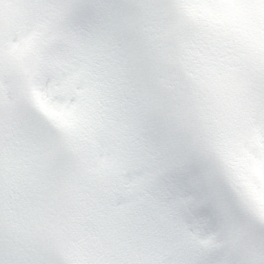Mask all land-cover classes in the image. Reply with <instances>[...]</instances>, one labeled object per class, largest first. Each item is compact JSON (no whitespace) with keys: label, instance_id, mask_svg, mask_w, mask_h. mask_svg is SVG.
<instances>
[{"label":"snow or ice","instance_id":"6c2138e0","mask_svg":"<svg viewBox=\"0 0 264 264\" xmlns=\"http://www.w3.org/2000/svg\"><path fill=\"white\" fill-rule=\"evenodd\" d=\"M0 264H264V0H0Z\"/></svg>","mask_w":264,"mask_h":264}]
</instances>
